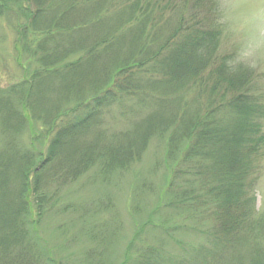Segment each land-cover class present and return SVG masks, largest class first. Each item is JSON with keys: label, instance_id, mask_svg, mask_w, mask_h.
Returning a JSON list of instances; mask_svg holds the SVG:
<instances>
[{"label": "trees", "instance_id": "16d2710c", "mask_svg": "<svg viewBox=\"0 0 264 264\" xmlns=\"http://www.w3.org/2000/svg\"><path fill=\"white\" fill-rule=\"evenodd\" d=\"M14 2L25 19L19 38L40 68L27 87L0 94L3 129L13 134L23 126L10 105L19 96L52 137L45 153L13 144L0 153V264L13 262L11 250L33 247L26 230L32 198L40 219L49 186L71 184L96 165L104 174L126 170L166 135L170 154L180 152L181 172L219 207V230L202 264H241L231 254L249 224L248 179L264 147V102L254 82L224 74L196 1L192 8L175 0ZM54 91L60 95L52 99ZM114 107L133 122L108 135L102 120ZM190 196L179 202L187 210L195 206ZM148 253L139 264H162L158 251ZM262 259L256 251L249 264Z\"/></svg>", "mask_w": 264, "mask_h": 264}, {"label": "rangeland", "instance_id": "374dc122", "mask_svg": "<svg viewBox=\"0 0 264 264\" xmlns=\"http://www.w3.org/2000/svg\"><path fill=\"white\" fill-rule=\"evenodd\" d=\"M180 1L175 0L178 6L189 8L196 1L200 17L208 2L191 0L187 2L190 5H182ZM24 23L18 3L0 0V94L13 87H27V81L40 68L38 56L19 38L18 27ZM254 85L264 102V84ZM57 95L60 93L54 91L52 99ZM11 100L23 126L16 133H8L0 112V153L9 144L18 150L45 153L51 133L32 118L19 96ZM131 117L114 107L103 116L102 123L108 135L127 132ZM261 123L264 135V121ZM170 152L168 135L155 137L142 158L126 170L104 174L96 165L71 184L49 186L40 219L35 199L30 203L26 230L33 247L11 250V264H139L152 249L158 251L162 264H202V253L210 249L214 230H219L214 213L219 207L200 190L196 178L181 172L180 152ZM248 183L253 194L246 203L249 213L245 222L249 224L246 231H240L231 254V258L241 259V264H249L256 251L264 257V147L255 156ZM192 193L195 206L187 210L179 202ZM229 262L231 259L218 264Z\"/></svg>", "mask_w": 264, "mask_h": 264}, {"label": "clouds", "instance_id": "9594fccd", "mask_svg": "<svg viewBox=\"0 0 264 264\" xmlns=\"http://www.w3.org/2000/svg\"><path fill=\"white\" fill-rule=\"evenodd\" d=\"M203 18L224 74L264 84V0H208Z\"/></svg>", "mask_w": 264, "mask_h": 264}]
</instances>
